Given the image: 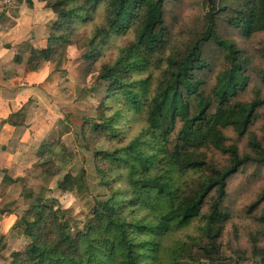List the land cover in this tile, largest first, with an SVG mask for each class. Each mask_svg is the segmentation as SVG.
Listing matches in <instances>:
<instances>
[{
	"label": "trees",
	"instance_id": "16d2710c",
	"mask_svg": "<svg viewBox=\"0 0 264 264\" xmlns=\"http://www.w3.org/2000/svg\"><path fill=\"white\" fill-rule=\"evenodd\" d=\"M40 1L57 16L46 46L22 42L12 65L35 71L50 62L58 70L69 47H88L82 59L109 83L97 120H85L82 136L95 154L101 184L113 195L98 202L87 229L74 235L63 207L47 196L49 182L63 170L67 146L43 143V185L30 187L25 177L4 180L23 183L28 208L20 222L30 239L4 264H228L220 249L230 219L224 206L228 184L244 165L264 163V143L252 130L264 97L241 98L250 82V59L221 35L218 19L226 17L251 37L264 31V0H214L204 29L182 47L168 34L167 0ZM25 2L33 7V0ZM121 38L125 42L115 44ZM210 44L223 58L213 84ZM23 109L5 122L24 124ZM229 130L248 139L250 152L241 153ZM213 151L226 155L229 164L217 163ZM85 174L68 172L58 186L81 193ZM262 202L264 192L251 209ZM258 219L264 222V211ZM253 256V264H264V248L256 244Z\"/></svg>",
	"mask_w": 264,
	"mask_h": 264
},
{
	"label": "rangeland",
	"instance_id": "374dc122",
	"mask_svg": "<svg viewBox=\"0 0 264 264\" xmlns=\"http://www.w3.org/2000/svg\"><path fill=\"white\" fill-rule=\"evenodd\" d=\"M20 1L24 0H5L3 2H15L17 4ZM43 3L45 4V2ZM214 5L213 3L210 6L208 0H167L165 3V19L168 34L173 44L182 47L184 44L193 41L204 29L206 14ZM9 10L13 14V7H10ZM0 12L2 11L0 10ZM4 12H7V10ZM54 14L55 17L52 23L57 17L56 13ZM218 22L221 35L236 41L250 59L248 69L250 82L241 98L251 100L258 93L264 97V79L262 77L264 71V31L246 37L239 28L231 26L226 17L221 16ZM124 42L125 39L121 38L116 40L115 44H123ZM86 50H88V47H69L58 70L51 63L54 70L60 71L63 75L61 89L63 95L67 97L68 105L60 103L59 112L62 119H60L61 123L57 128L58 131L54 129L52 134L45 136L39 143L33 160V170L23 174L28 186L38 188L43 185L42 167L39 165L40 147L43 143L56 141L65 143L67 146L65 161H60L63 170L59 176L49 182L47 196L48 198H55L63 207L72 224L74 235L79 230L85 231L87 229L86 221L88 217L93 215L94 207L97 206L98 202L107 200L113 195V191L109 186L101 184V178L96 169L95 154L85 147L82 136V125L85 120H97L98 107L109 83L99 80L96 67L90 66L82 59V55ZM206 56L211 62L212 72L209 73V79L210 83L213 84L216 74L222 68L223 58L219 47L215 44H210L207 47ZM66 118L68 119L66 120ZM252 130L257 133L264 143V108L260 110L259 117L252 126ZM227 134L231 142L238 143L242 154L250 152L246 137L239 138L238 134L232 130H229ZM211 156L220 165L229 164V158L222 153L213 151ZM82 170L86 172L84 179L86 188L81 193L64 192L59 188L58 180L62 179L66 173L71 172L77 175ZM19 184L21 185L19 204L15 205L16 202H12L2 209L15 213V216L7 219L1 225V232L6 230V235H2L0 232V238L4 237L5 242V247L0 249V264L8 261L11 251L23 250L30 242V239L22 231L23 228L20 222V218L27 210L28 204L23 196V183L19 182ZM120 186L124 187L123 185ZM263 192L264 163L250 162L241 167L230 178L228 196L224 204L225 209L229 212L230 219L220 244L224 262L228 264H253L254 246L257 244L259 247L264 248V222L258 219L264 211V202L258 208L251 209L252 204L258 200L259 195ZM183 264H208V262L191 261Z\"/></svg>",
	"mask_w": 264,
	"mask_h": 264
},
{
	"label": "crops",
	"instance_id": "0c3cea01",
	"mask_svg": "<svg viewBox=\"0 0 264 264\" xmlns=\"http://www.w3.org/2000/svg\"><path fill=\"white\" fill-rule=\"evenodd\" d=\"M6 3L0 1V10H7L0 18V209L12 202L19 204L21 185L4 180L6 177H23L27 171L33 170L39 143L54 129L58 131L62 119L59 105L67 104V97L61 89L63 75L55 71L50 62L35 71L29 70L25 64L12 65L22 42L29 40L38 48L46 46L55 17L53 10L39 0H33V7H29L25 0L17 4ZM10 7L14 9L13 14ZM22 109L24 124L16 126L5 122ZM14 214L9 211L0 213V232L1 225ZM1 234L6 235V230Z\"/></svg>",
	"mask_w": 264,
	"mask_h": 264
},
{
	"label": "water",
	"instance_id": "95a60500",
	"mask_svg": "<svg viewBox=\"0 0 264 264\" xmlns=\"http://www.w3.org/2000/svg\"><path fill=\"white\" fill-rule=\"evenodd\" d=\"M214 3V0H208V4L211 6Z\"/></svg>",
	"mask_w": 264,
	"mask_h": 264
}]
</instances>
